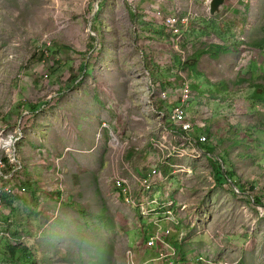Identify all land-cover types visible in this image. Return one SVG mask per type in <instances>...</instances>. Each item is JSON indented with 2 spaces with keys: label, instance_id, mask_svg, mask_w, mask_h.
<instances>
[{
  "label": "rangeland",
  "instance_id": "rangeland-1",
  "mask_svg": "<svg viewBox=\"0 0 264 264\" xmlns=\"http://www.w3.org/2000/svg\"><path fill=\"white\" fill-rule=\"evenodd\" d=\"M157 6L165 15L177 6L196 12L187 66L174 63L162 20L154 18ZM210 8L209 0H0V114L8 138H22L18 159L36 178L26 193L5 198L3 216L27 238V250L12 260L9 242L0 238V264H125L130 248L140 264L147 262L157 252L142 247L148 220L116 205L110 194L115 168L142 175L164 156L154 141L180 148L185 158L176 162L192 171L167 195L188 207L182 214L176 209L181 226L168 239L180 258L188 264L195 257L210 264H264V206L225 184L209 153L195 158L189 143L181 145L182 135L174 139L161 127L170 113L163 117L158 108L172 111L189 83V116L207 124L205 132L197 126L194 137L207 135L215 155L228 150L227 170L237 185L262 193L264 204V49L252 47L264 41V0H227L214 16ZM217 45L240 54L216 57L209 52ZM30 104L41 108L33 112ZM115 139L128 143L119 166ZM131 147L138 153L127 162ZM55 157L64 158L63 188L56 163L41 165ZM26 178L20 170L12 184ZM196 225L219 233L220 246L195 237ZM181 234L187 236L182 247Z\"/></svg>",
  "mask_w": 264,
  "mask_h": 264
},
{
  "label": "built area",
  "instance_id": "built-area-1",
  "mask_svg": "<svg viewBox=\"0 0 264 264\" xmlns=\"http://www.w3.org/2000/svg\"><path fill=\"white\" fill-rule=\"evenodd\" d=\"M211 2L212 0H209V4ZM155 9L154 18L158 21L162 20L166 27L165 31L169 37L171 46L182 57L183 61L187 62L188 57L185 46L188 41L190 28L197 18L196 12L189 9L183 12L180 6H177L171 13L165 15L160 6H157ZM190 88V84L187 83L184 92L181 94L180 101L173 106L170 113V122L177 125L185 134L179 133V130H169L168 127L162 126V122L161 127L166 134L172 136L174 139L178 138L177 133L182 135L183 140L181 141V145L189 143L195 150L194 157L197 158L201 157L204 153L202 146L209 142V138L207 135L194 137L193 131L197 126L202 132H205L207 124L195 121L189 116ZM162 115L165 117L163 113ZM4 118L5 116H0V238L9 239L14 245L20 246L26 243L27 238L25 236L15 237L13 235L14 220L4 218L3 208L5 206L4 197L6 195H15L16 191H19L16 185L22 186L21 191L23 193L28 191V188L23 186L24 181H20L19 184H12L15 182L16 172L23 170L24 167L17 155V144L22 138L14 139V136L8 138L9 130L3 122ZM21 135H23L22 132ZM154 142H152V145L160 148L164 152V156L156 163L151 164L149 170L142 175L129 170V168H127V172L115 168L112 176V191L110 196L116 205L125 206L127 209L138 213L139 218L148 220L147 225L149 224V230L146 236L142 229L145 236L142 247L148 253L157 252H155V255H150L149 260L142 264H181L182 259L176 249L169 244L168 239L172 237V228H179L181 226V219L178 213H185L188 207L185 204H177L175 199L171 200L167 195L172 192V185H177L179 181L183 182V176L187 175L189 177L192 171L179 166L176 162L177 158H185V153L180 148L173 146L172 142L170 143L171 146H160L158 142ZM113 147V161L119 166L128 149V143H122L115 139ZM3 151L6 152V156H2ZM165 151H168L167 155H165ZM5 157L15 168V171L9 175L5 174V170L8 169ZM63 159V157H55L51 159L52 164L48 160L43 159L41 163L46 168L56 163L55 166L58 168L57 173L61 179L62 188L64 175L60 164ZM167 168H172L173 170L170 175H166ZM163 223L169 225V227L163 226ZM218 235L219 233L212 234L206 229H201L198 225L195 226V237L200 239L207 237L210 241L217 243L216 237ZM184 238L185 240L183 241ZM178 242L181 245H185L187 243V236L181 234ZM193 261L194 263L191 264H210L203 257H195ZM125 264H140L138 255L133 248L125 252Z\"/></svg>",
  "mask_w": 264,
  "mask_h": 264
},
{
  "label": "trees",
  "instance_id": "trees-1",
  "mask_svg": "<svg viewBox=\"0 0 264 264\" xmlns=\"http://www.w3.org/2000/svg\"><path fill=\"white\" fill-rule=\"evenodd\" d=\"M134 16H135V18L137 19V20H139L140 18H141V15L140 14H134ZM99 23V21H98V19H95V22H94V27H93V30H98L97 28L95 29V25H97ZM162 23V29H163V31L165 30V25L163 24V22H161ZM163 31H161V32H157V34H163L164 32ZM253 47V49H255V50H263L264 49V41L262 42V43H260V44H255V45H253L252 46ZM170 48H171V50H170V52L171 53H174L175 54V56H174V58H175V60H174V63L177 65V64H179V66L181 67H183V66H187L188 65V62H184L183 61V59H182V57L181 56H179V54L173 49V47H171L170 46ZM214 49H210V54H212V55H215L216 57H219V56H221V55H229V54H235V53H237V54H240V51H239V49L238 48H230V47H227V46H224V45H217V46H214L213 47ZM176 55H177V57H176ZM88 68H89V65H87V70H88ZM147 68H148V70L151 72V74H152V76L154 77L155 76V72L152 70V69H150V67L147 65ZM86 74H88V72L86 73ZM85 74V75H86ZM168 84H169V82L167 81V80H163V81H159V85H160V88H162V89H167V87H168ZM264 87V86H263ZM262 87V88H263ZM23 105H25L26 106V104H23ZM39 108H41V105H39V104H36V105H34V104H30V109H32L33 110V112H37L38 111V109ZM25 109H26V107H25ZM158 110H159V112H161V113H163L164 115H165V117L167 118L168 117V114L169 113H171V110L168 112V109H165V107L163 108V107H159L158 108ZM28 111V110H27ZM0 116H1V114H0ZM3 122L4 123H8L6 120H5V118L3 119ZM171 122H167L166 124H165V126L166 127H169L168 126V124H170ZM177 130H179V133H182V134H185L179 127H177ZM210 135H212V132H210ZM237 142H238V140H236ZM22 142V141H21ZM209 143V142H208ZM208 143H206L205 145H203L202 146V149H203V151H204V153H205V155L207 154V153H209V154H207V155H209L210 157L212 156L213 158V161L218 165V167H219V174L221 175V179L223 180V182L225 183H233L234 185L233 186H235L234 188H236L238 191H239V193H237V194H241V195H243L244 193H246V192H249L250 193V196H251V198H252V203L254 204V205H256V206H259V207H263L264 206V204L262 203V193L260 194V195H255V194H252V193H254V189H255V187L254 186H250V187H248V188H245L243 185H237V181H236V174L233 172V171H231V169L230 170H227L228 168V165L230 164V162H229V152H228V150H223V154H222V152L221 153H219V154H217V155H215V147H212V146H210ZM232 143H234V142H232ZM232 143L229 145V146H232ZM207 151V152H206ZM138 152H137V150L136 149H134L133 147H131L129 150H128V152H127V155H126V161L127 162H131V161H133V159H134V157H135V155L137 154ZM152 154V153H151ZM57 155H62V154H60V153H57ZM215 155V156H214ZM150 156V157H149ZM151 156L152 155H150L149 153H145V155H144V157L145 158H147V159H150L151 158ZM5 161L7 162V165H8V169L7 170H5V174H7V175H9V173L10 174H12L14 171H15V168L10 164V162H9V160L5 157ZM22 164H23V162H22ZM24 165V164H23ZM39 166L41 167V165L39 164ZM28 167V169H26ZM30 167L29 166H27V165H24V167H23V170H22V172L25 174V177H27L26 179L28 180L27 182H23V186H25V187H27V185H33L34 183H36V181H35V177L33 176V175H31L30 174V169H29ZM43 169H45L44 167H42ZM218 169V168H217ZM226 169V170H225ZM18 173H19V171L18 172H16V177L18 176ZM139 174V173H138ZM225 183V184H226ZM16 187H17V189H19V191H21L22 190V186H18V185H16ZM28 188V187H27ZM19 191H16V194L15 195H6L5 197H4V204H5V198H6V201H7V199L9 198V197H11V196H14V197H16L17 195H18V193H19ZM9 200V199H8ZM13 235L15 236V237H19L20 235L18 234H16L15 232H13ZM8 242H9V244H8V247H9V250H10V254H9V256H10V258L12 259V260H15L16 258V254H18L19 252H21V251H23L24 253L26 252V248L24 247V246H26V243H24L23 245H20V246H18V245H14L9 239H6ZM178 245L179 246H183V245H181L179 242H178ZM178 245L176 244L174 247L175 248H177V249H181V247H178ZM18 260V259H17ZM19 263H20V261H19ZM181 264H188V262H186V261H184L183 259H182V263ZM191 264V263H190Z\"/></svg>",
  "mask_w": 264,
  "mask_h": 264
},
{
  "label": "water",
  "instance_id": "water-1",
  "mask_svg": "<svg viewBox=\"0 0 264 264\" xmlns=\"http://www.w3.org/2000/svg\"><path fill=\"white\" fill-rule=\"evenodd\" d=\"M227 0H212L211 2V14L212 16L218 14L221 11V8L225 5ZM136 8V7H135ZM97 10L99 11V3L97 5ZM98 11H96L91 19V22H93L95 16L97 15ZM90 30L92 31V25L90 24ZM235 187V186H234Z\"/></svg>",
  "mask_w": 264,
  "mask_h": 264
},
{
  "label": "crops",
  "instance_id": "crops-1",
  "mask_svg": "<svg viewBox=\"0 0 264 264\" xmlns=\"http://www.w3.org/2000/svg\"><path fill=\"white\" fill-rule=\"evenodd\" d=\"M37 196H34V199L36 198Z\"/></svg>",
  "mask_w": 264,
  "mask_h": 264
}]
</instances>
